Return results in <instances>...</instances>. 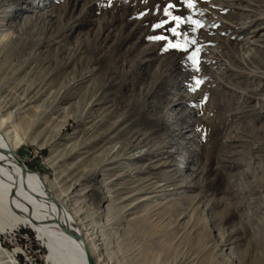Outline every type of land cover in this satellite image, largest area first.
<instances>
[{
	"label": "rangeland",
	"instance_id": "1",
	"mask_svg": "<svg viewBox=\"0 0 264 264\" xmlns=\"http://www.w3.org/2000/svg\"><path fill=\"white\" fill-rule=\"evenodd\" d=\"M191 3L0 0V118L104 264H264V0Z\"/></svg>",
	"mask_w": 264,
	"mask_h": 264
},
{
	"label": "bare ground",
	"instance_id": "2",
	"mask_svg": "<svg viewBox=\"0 0 264 264\" xmlns=\"http://www.w3.org/2000/svg\"><path fill=\"white\" fill-rule=\"evenodd\" d=\"M22 139L15 123L0 118V232L29 226L49 249L47 264H104L76 219L18 157ZM15 252L0 244V257Z\"/></svg>",
	"mask_w": 264,
	"mask_h": 264
},
{
	"label": "snow or ice",
	"instance_id": "3",
	"mask_svg": "<svg viewBox=\"0 0 264 264\" xmlns=\"http://www.w3.org/2000/svg\"><path fill=\"white\" fill-rule=\"evenodd\" d=\"M187 6L189 8L193 7L191 0H188ZM171 7H172V5H169V8H171ZM165 15L171 16L172 20H174L176 22L177 27H179L180 23H182L180 16H172V14L167 9H165ZM191 22L194 25H196L197 27L200 26L198 21L192 20ZM160 26L161 25H156V27H160ZM171 31L173 32L174 35H180V33L177 32V28H172ZM156 39H164V37H156ZM168 46L171 48H177V49L182 47V45H180L179 43H171V42L169 43ZM197 83H199V82H197Z\"/></svg>",
	"mask_w": 264,
	"mask_h": 264
},
{
	"label": "water",
	"instance_id": "4",
	"mask_svg": "<svg viewBox=\"0 0 264 264\" xmlns=\"http://www.w3.org/2000/svg\"><path fill=\"white\" fill-rule=\"evenodd\" d=\"M78 238H79V236H78Z\"/></svg>",
	"mask_w": 264,
	"mask_h": 264
}]
</instances>
